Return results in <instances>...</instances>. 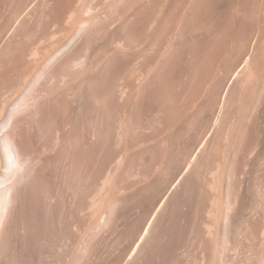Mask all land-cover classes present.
Masks as SVG:
<instances>
[{
    "label": "bare ground",
    "instance_id": "1",
    "mask_svg": "<svg viewBox=\"0 0 264 264\" xmlns=\"http://www.w3.org/2000/svg\"><path fill=\"white\" fill-rule=\"evenodd\" d=\"M0 264H264V0H0Z\"/></svg>",
    "mask_w": 264,
    "mask_h": 264
}]
</instances>
